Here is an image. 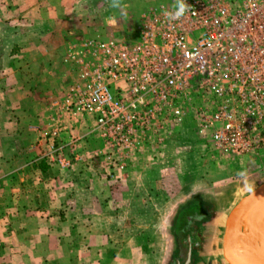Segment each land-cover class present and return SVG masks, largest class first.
Masks as SVG:
<instances>
[{
	"label": "built area",
	"instance_id": "1",
	"mask_svg": "<svg viewBox=\"0 0 264 264\" xmlns=\"http://www.w3.org/2000/svg\"><path fill=\"white\" fill-rule=\"evenodd\" d=\"M187 4L173 21L164 11L174 2L149 7L132 40L85 41L80 60L72 52L81 83L56 117L81 120L85 144L98 139L101 166L124 169L136 152L165 147L186 129L219 155L249 154L264 166V0ZM59 134L54 127L43 157L63 169L71 161Z\"/></svg>",
	"mask_w": 264,
	"mask_h": 264
},
{
	"label": "rangeland",
	"instance_id": "2",
	"mask_svg": "<svg viewBox=\"0 0 264 264\" xmlns=\"http://www.w3.org/2000/svg\"><path fill=\"white\" fill-rule=\"evenodd\" d=\"M124 4L121 14V10L109 7L108 0L74 6L64 0H0V83L8 84L0 85V115L8 105L10 122L16 127L19 80L26 78L31 90L33 81H40L44 108L50 95L52 101L57 100V105L55 102L50 107L55 115L43 134L45 145L51 143L50 132L58 127L60 143H68L63 147L66 160L71 164L85 161L80 154L84 147L92 161L102 167L95 173L107 182L102 199L97 201L102 206L99 213L103 209L97 221L106 242L100 249L99 264H165L169 247L166 224L177 205L195 193L213 198L221 193L213 222L224 227L234 204L249 187L254 189L264 180V166H254L252 155H219L207 139L181 141L178 135L165 147L136 152L124 169L105 167L95 156L98 139L93 137L85 144L81 120L67 124L65 118L55 119L68 79L80 82L81 66L75 63L70 73L66 51L80 60L85 41L132 40L136 35L141 15L149 7L127 0ZM42 160L46 161L43 156Z\"/></svg>",
	"mask_w": 264,
	"mask_h": 264
},
{
	"label": "crops",
	"instance_id": "3",
	"mask_svg": "<svg viewBox=\"0 0 264 264\" xmlns=\"http://www.w3.org/2000/svg\"><path fill=\"white\" fill-rule=\"evenodd\" d=\"M64 1L71 6L90 3ZM173 1L127 0L148 7ZM27 82L23 78L18 84L16 127L10 122L8 105L0 115V264H99L106 242L97 221L103 214L97 201L107 182L95 171L102 167L92 161L82 143L80 154L85 161L59 169L42 160L49 146L43 134L55 114L50 108L52 99L44 108L42 83L34 80L31 90ZM0 85L8 86L7 81Z\"/></svg>",
	"mask_w": 264,
	"mask_h": 264
},
{
	"label": "flooded vegetation",
	"instance_id": "4",
	"mask_svg": "<svg viewBox=\"0 0 264 264\" xmlns=\"http://www.w3.org/2000/svg\"><path fill=\"white\" fill-rule=\"evenodd\" d=\"M66 56L72 73L71 67L75 64V57L69 49ZM72 85L73 79L71 81L69 78L61 100L70 93ZM52 98L50 95L48 99ZM55 102L57 100H53L51 105ZM219 194L221 193L216 194L214 198L192 197L174 208L169 223L166 224L169 247L165 264H229L223 255L225 226L221 227L213 222V216H216L218 211L216 204L222 201Z\"/></svg>",
	"mask_w": 264,
	"mask_h": 264
},
{
	"label": "water",
	"instance_id": "5",
	"mask_svg": "<svg viewBox=\"0 0 264 264\" xmlns=\"http://www.w3.org/2000/svg\"><path fill=\"white\" fill-rule=\"evenodd\" d=\"M264 180L242 196L229 211L225 220L223 236V255L229 264H264ZM248 207L250 217L245 231L253 241L257 252L256 260H246L236 253L235 219L241 211Z\"/></svg>",
	"mask_w": 264,
	"mask_h": 264
},
{
	"label": "bare ground",
	"instance_id": "6",
	"mask_svg": "<svg viewBox=\"0 0 264 264\" xmlns=\"http://www.w3.org/2000/svg\"><path fill=\"white\" fill-rule=\"evenodd\" d=\"M264 202V198H263ZM250 211L245 207L235 219V243L237 256L246 260H256L257 252L255 250L252 239L245 231Z\"/></svg>",
	"mask_w": 264,
	"mask_h": 264
},
{
	"label": "clouds",
	"instance_id": "7",
	"mask_svg": "<svg viewBox=\"0 0 264 264\" xmlns=\"http://www.w3.org/2000/svg\"><path fill=\"white\" fill-rule=\"evenodd\" d=\"M109 7L114 10H121L126 7L124 0H108ZM190 10V6L187 4V0H174L173 9L171 11L165 10L164 15L169 19V21L179 20L185 15L186 12ZM251 191V187L248 189Z\"/></svg>",
	"mask_w": 264,
	"mask_h": 264
},
{
	"label": "trees",
	"instance_id": "8",
	"mask_svg": "<svg viewBox=\"0 0 264 264\" xmlns=\"http://www.w3.org/2000/svg\"><path fill=\"white\" fill-rule=\"evenodd\" d=\"M181 141H193L195 137L194 133L190 129H186L184 132L180 133Z\"/></svg>",
	"mask_w": 264,
	"mask_h": 264
}]
</instances>
